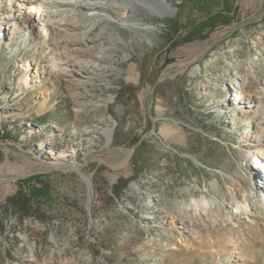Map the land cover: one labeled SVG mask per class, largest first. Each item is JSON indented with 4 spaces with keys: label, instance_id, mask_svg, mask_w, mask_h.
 <instances>
[{
    "label": "rangeland",
    "instance_id": "374dc122",
    "mask_svg": "<svg viewBox=\"0 0 264 264\" xmlns=\"http://www.w3.org/2000/svg\"><path fill=\"white\" fill-rule=\"evenodd\" d=\"M168 2L159 15L144 0H105V15L77 11L57 32L26 15L0 28V203L23 185L47 215L3 213L0 264H264V215L229 212L243 190L264 201V168H245L264 132V0ZM215 12L232 21L171 45L172 19ZM69 60L89 77L68 76ZM252 99L259 116L245 112ZM194 220L195 232L181 227Z\"/></svg>",
    "mask_w": 264,
    "mask_h": 264
},
{
    "label": "bare ground",
    "instance_id": "6f19581e",
    "mask_svg": "<svg viewBox=\"0 0 264 264\" xmlns=\"http://www.w3.org/2000/svg\"><path fill=\"white\" fill-rule=\"evenodd\" d=\"M10 1H14V0H10ZM104 1L105 0H93L89 2H83L82 0H48V3L46 4L41 3L43 4L41 5L38 3V0H23V2L18 3V7H17V5L15 6V3L13 6H7L6 0H0V28H4L5 24L12 22L13 19L25 17L26 15L25 23L26 25L28 24L30 28H35L36 22L39 20L42 23H44V25L52 28L54 32H57L58 28L60 27L62 28V26L65 23V20L69 19L72 22L79 21L78 20L79 16H78L77 11L85 10L86 13L90 16H92L93 14L105 15L104 13L106 12H102L101 11L102 9L101 10L97 9V7H101V6L103 7ZM144 1L146 2L145 4H147V6L151 9V11L155 14L164 15L173 10L168 0H158L157 2H148L147 0H144ZM130 2L134 4L135 0H130ZM27 5H31L30 7H32L33 9V11L29 12L28 16H27V8H28ZM45 11L47 13H45ZM112 21L115 23L122 24L124 26L146 28V29L151 28L150 25L143 24L139 21H130V20L129 22L123 21L122 17H119V18L114 17L112 18ZM77 26H80V25L77 24ZM92 26H95V23H93ZM78 29H80V27L78 28L76 27V29L75 28L70 29L71 32L69 31L67 33L70 40L72 41L74 40L75 42L76 40H79L77 35L75 36V33H77ZM15 32L14 34H16ZM222 34L223 32H218L216 35L221 36ZM73 45L74 46H72L66 52L67 56L70 58L73 57L72 51L76 49L77 43H73ZM64 64L65 66L63 68L67 69L65 72L67 73L68 76L70 77L74 76L76 69H77L78 74H81V75L83 74L84 75L83 77H86V78L89 77L88 75L89 67H87L86 64L83 63V61L78 60V61L71 62L69 60ZM131 74H133L132 78L136 80L137 76L135 74L134 67H132L131 69ZM237 94H238L237 98H240L243 96L242 91H239ZM254 102H255L254 99L248 101L247 105L249 108L248 110H245V112H252L254 116H259L260 110L258 108L257 109L253 108V105H255ZM106 134L108 138L110 139L112 137V128H109L108 130H106ZM253 139H254L253 141H255L256 143L259 141H264V132L256 133L253 136ZM256 143L253 144L254 147L250 148V153H253V155L250 161L245 164L246 169L249 168L250 165L254 166V168H260V169L264 168V146L262 147H259V145L256 146L257 145ZM66 155H67L66 152H63L62 154H60V156L62 157ZM49 166L60 167V166H63V163L53 162ZM255 177L257 179V182L261 184V180L256 175ZM87 181L90 183L91 181L90 177H87ZM262 187L264 186L262 185ZM242 198H243L242 202L238 201L235 198L229 202V206H230L229 212L230 213H232L233 215H239L240 212L252 211L256 214L264 215V201L259 199L258 192L252 193L250 191L249 193L247 190H243ZM206 202L208 203V201ZM206 202H203V204L206 205ZM234 205H235V208H233ZM199 223L200 222H198L197 220L189 221V222L182 221L181 227L185 228L187 231L195 232L197 225ZM233 245H236V243L234 242Z\"/></svg>",
    "mask_w": 264,
    "mask_h": 264
},
{
    "label": "trees",
    "instance_id": "16d2710c",
    "mask_svg": "<svg viewBox=\"0 0 264 264\" xmlns=\"http://www.w3.org/2000/svg\"><path fill=\"white\" fill-rule=\"evenodd\" d=\"M231 21L232 17L223 12H215L197 22L189 21L187 23H182L179 17H176L170 22V32L172 34L171 45L175 47L180 43L189 42L197 38H206L218 25L227 24ZM138 141L139 137L136 139V143ZM137 153L138 149L135 151L132 158V163L135 168L138 167L141 161V159L138 160ZM35 179L37 182H41V179L38 177ZM129 181V177H122L112 185V190L116 197L123 192L124 187L128 185ZM41 200V196L32 194L31 191L21 185L14 194L8 196L4 202L0 203V224L4 226L3 213H14L21 219L26 216L46 219L47 215L41 206Z\"/></svg>",
    "mask_w": 264,
    "mask_h": 264
},
{
    "label": "water",
    "instance_id": "95a60500",
    "mask_svg": "<svg viewBox=\"0 0 264 264\" xmlns=\"http://www.w3.org/2000/svg\"><path fill=\"white\" fill-rule=\"evenodd\" d=\"M4 160H5V153H4V151L0 150V164L3 163ZM2 178H8V176H4V175L0 174V179H2Z\"/></svg>",
    "mask_w": 264,
    "mask_h": 264
}]
</instances>
